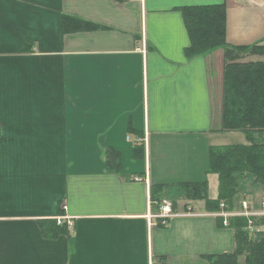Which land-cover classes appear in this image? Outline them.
Returning a JSON list of instances; mask_svg holds the SVG:
<instances>
[{
    "label": "crops",
    "instance_id": "crops-1",
    "mask_svg": "<svg viewBox=\"0 0 264 264\" xmlns=\"http://www.w3.org/2000/svg\"><path fill=\"white\" fill-rule=\"evenodd\" d=\"M218 4L229 44H264V0H0V264H211L235 249L177 190L207 179L216 198L210 147L237 132L216 115L223 48L187 53L185 8ZM166 196L167 225L151 217Z\"/></svg>",
    "mask_w": 264,
    "mask_h": 264
},
{
    "label": "trees",
    "instance_id": "trees-1",
    "mask_svg": "<svg viewBox=\"0 0 264 264\" xmlns=\"http://www.w3.org/2000/svg\"><path fill=\"white\" fill-rule=\"evenodd\" d=\"M184 14L192 36V45L187 49L188 54H205L216 48H224L226 54L235 56H227L228 58L239 57L241 60L248 51L264 53V44L232 45L226 41L224 5L186 7ZM224 81V129L244 132L247 143H250L210 147L209 170L218 172L221 182L217 199L212 200L208 197L205 190L207 179L184 185L191 187L193 193H197L191 194L193 198L190 199H203L206 208L214 211L220 209L221 202L227 203L229 208L234 207L237 190L230 174L235 168L250 171L264 181V60L227 62ZM228 151L229 153H226ZM237 161L240 163H236ZM230 163H233L234 167L227 169ZM155 191L157 192L156 186L152 188V196ZM160 200L161 197L156 201ZM246 224L247 220L244 217H232L229 220V226L235 232V249L233 252L211 255L209 257L211 264H237V257L244 249H249L247 264H264V241L258 244L248 242L244 236L247 232ZM247 243H250L249 248L246 246Z\"/></svg>",
    "mask_w": 264,
    "mask_h": 264
},
{
    "label": "rangeland",
    "instance_id": "rangeland-1",
    "mask_svg": "<svg viewBox=\"0 0 264 264\" xmlns=\"http://www.w3.org/2000/svg\"><path fill=\"white\" fill-rule=\"evenodd\" d=\"M223 49H222L223 54L220 55V57H216L217 55L214 56L215 57L214 65L216 62L221 67V69H222L223 63H224V69H225L226 63L231 62V61L243 60V61L256 62V61H263L264 60V53H262V54H257L258 52L250 53V51L246 52V55H244L243 56L244 58L241 60H239L240 59L239 57H236L235 59L228 58V57L234 56V55L226 54L225 49L224 50ZM220 61H221V63H220ZM222 71H223V69H222ZM224 83H225V81H224L223 73L218 74V72L217 73L215 72L212 89H213V91L215 90V94L217 96V97H215V101H217L216 115L220 120L221 129H224V114H223V112H224V110H223L224 109V107H223ZM224 130H226V129H224ZM226 131H230V130H226ZM233 131H237V132L232 133V134H225L223 136L224 140L228 142L227 144L243 143V141H245L244 132L238 131V130H233ZM249 143H247V144H249ZM221 145H223V144H221ZM226 153H229V151ZM239 154H240V152H239ZM237 159H239V157ZM236 163H240V162L237 161ZM232 167H234L233 163H230L227 165V169H231ZM237 168H239V167H237ZM213 173L216 175V182H217V184L214 183L215 190H217L216 198H213V199L210 198L209 183L207 184V187L205 190H206L208 197L212 200H215L219 197L221 182H220L219 173L218 172H213ZM230 178H232L233 182L236 184L235 190H237L235 192L236 201L234 203V207L229 208L227 203L221 202L222 204H220L219 210H217V211L210 210L209 212H211L210 214L213 215L215 218H217L220 221L221 226L230 228L232 232H234V229L229 226V220L232 217H244V218H246L247 224H246L245 229L247 232L244 233V236L247 238V241L252 243V244L261 243L262 241H264V217H262V216H251V218L253 219V225L250 226L248 217H246L244 215H239V214L238 215H231V214L241 211L242 206H243L242 205L243 200L250 201L251 203H249V204L251 205V207L253 205L254 210H259L260 209V203L264 200V181L262 179H259L255 174H253L250 171L239 170L236 168L231 172ZM178 189H179L178 196H180V199L186 198V199L192 200V199H190V197L191 198H193V197L190 195L191 194H197L196 192L193 193L191 187H189V186L183 185V186L177 188V190ZM173 190L175 191L176 188H174ZM169 191L170 190H167L166 193H170ZM201 200H203V199H201ZM173 201H174L173 197L172 198H168V197L163 198V200L161 199V201L158 202V206H156V208H155L156 214H153V218H156V217L162 218L158 215H160L159 213L163 212L161 207L167 206L168 204L166 202H168L171 204L170 209H169L170 212L168 214L167 213L162 214L163 216L167 214L166 218H162L163 224L167 225L169 223L168 218L170 219V218L174 217L175 215H177L176 211L173 208V204H174ZM205 204H206V202H205ZM225 215L228 216V219L230 218L229 220L227 219V223H225V221H224ZM234 240H235V236H234ZM249 244L248 243L246 244V246L248 248H249ZM235 246H236V240H235ZM246 250H248V251H246ZM241 253L242 254H240L237 257V259H238L237 264H247V257L249 255V249H244Z\"/></svg>",
    "mask_w": 264,
    "mask_h": 264
},
{
    "label": "built area",
    "instance_id": "built-area-1",
    "mask_svg": "<svg viewBox=\"0 0 264 264\" xmlns=\"http://www.w3.org/2000/svg\"><path fill=\"white\" fill-rule=\"evenodd\" d=\"M166 203L168 205L162 206L161 208H162L163 212L159 213L160 215H158L162 218H166L167 214L170 212L169 209H170L171 204L168 202H166ZM249 203H251V202L248 200H243V202H242L243 206H242L241 211L232 213L231 215H238L239 214V215H244V216L248 217L249 218V224H250V226H252L253 225V219L251 218V216H262V217H264V200L260 203V209L259 210H254L253 205L251 207V205ZM165 213H167V214L163 216L162 214H165ZM151 217H153V216H151ZM227 219H228V216L225 215L224 216L225 223H227Z\"/></svg>",
    "mask_w": 264,
    "mask_h": 264
},
{
    "label": "bare ground",
    "instance_id": "bare-ground-1",
    "mask_svg": "<svg viewBox=\"0 0 264 264\" xmlns=\"http://www.w3.org/2000/svg\"><path fill=\"white\" fill-rule=\"evenodd\" d=\"M229 219H230V218H229ZM229 219H228V220H229ZM223 223H224V222H223Z\"/></svg>",
    "mask_w": 264,
    "mask_h": 264
}]
</instances>
